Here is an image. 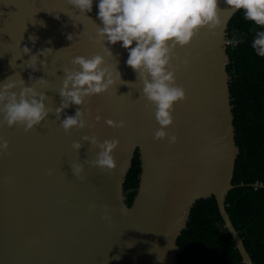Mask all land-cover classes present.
<instances>
[{
    "label": "water",
    "instance_id": "water-1",
    "mask_svg": "<svg viewBox=\"0 0 264 264\" xmlns=\"http://www.w3.org/2000/svg\"><path fill=\"white\" fill-rule=\"evenodd\" d=\"M97 11L94 4L85 15L68 0H0V80L13 74L34 84L43 77L47 86H36L52 109L28 131L22 123L0 124V137L8 141L0 155V264H178V238L192 208L213 196L243 262L254 264L225 204L240 153L227 70V28L239 10L218 0L220 24L201 27L189 43L172 48L167 69L186 99L174 103L172 123L163 126L167 134L159 140L156 104L144 94L140 75L125 64L128 53L119 42L107 45L113 53L107 56L106 40L97 35L103 26ZM24 45L33 52L52 49L39 58L46 63L38 60L35 72L19 66L30 55L23 54ZM97 53L108 65L118 60L121 78L58 116L65 68H79L74 56ZM77 108L86 126L65 132L60 121ZM108 118L125 124L108 126ZM92 137L119 141L114 168L96 165L100 148ZM137 151L139 187L128 206L124 184ZM74 164L81 166L79 174Z\"/></svg>",
    "mask_w": 264,
    "mask_h": 264
},
{
    "label": "clouds",
    "instance_id": "clouds-1",
    "mask_svg": "<svg viewBox=\"0 0 264 264\" xmlns=\"http://www.w3.org/2000/svg\"><path fill=\"white\" fill-rule=\"evenodd\" d=\"M68 3L85 15L91 13L93 5H96L97 19L103 25L97 29V35L106 40L107 56L113 55L112 49L107 45L118 42L127 51L125 64L140 75L144 82V94L156 104V120L162 127L155 131L154 139L165 137L167 133L163 126L172 123L174 103L186 99L185 90L172 83L175 79L174 73L167 69L172 48L176 44L183 46L189 43L199 28H213L220 24L218 0H68ZM225 3L235 10H243L246 20L264 29V0H225ZM67 38L71 39V33ZM30 39L35 41L37 37L31 36ZM229 43L235 47L239 41L230 39ZM252 48L258 56L264 57V30L256 34ZM51 50L45 47L33 52L32 48L24 45L23 54L30 55L19 65L21 70L37 71V61L41 56L46 57ZM39 63L45 64L46 60H39ZM72 63L79 65V68L75 71L65 68L66 75L59 89L62 99L55 108L58 116L73 104H84L85 97L106 92L110 85L121 78L117 67L118 60L116 64L108 65L105 55L100 53L74 56ZM10 64L12 66L11 61ZM12 76L13 74L0 80V113L4 117L0 124L6 122L11 127L22 123L24 130L28 131L44 121L52 110L45 104L46 92L38 90L36 86L46 87L47 81L39 77L34 84H26L23 78L13 79ZM29 79H33L31 74ZM17 87L19 92L15 91ZM95 119L99 121L101 117L96 115ZM105 123L111 127H123L125 121L108 118ZM60 126L65 132L73 127H85L83 111L77 108L74 115L64 116ZM84 139L89 137L85 136ZM176 139L173 135L171 142ZM91 142L100 148L96 165L101 168H114L115 159L112 153L119 141L113 138L98 142L92 137ZM7 147L8 141L0 137V155ZM73 147L79 149L80 142L74 141ZM73 169L77 174L82 170L77 164L73 165ZM48 174H52L51 169ZM120 198L123 199V196Z\"/></svg>",
    "mask_w": 264,
    "mask_h": 264
},
{
    "label": "trees",
    "instance_id": "trees-1",
    "mask_svg": "<svg viewBox=\"0 0 264 264\" xmlns=\"http://www.w3.org/2000/svg\"><path fill=\"white\" fill-rule=\"evenodd\" d=\"M264 29L239 10L227 28L230 90L240 153L226 209L239 230L254 264H264V57L252 41ZM237 40L233 47L229 40ZM141 161L137 151L126 182L125 202L131 206L139 187ZM178 264H245L225 226L216 198H203L191 210L187 227L178 238Z\"/></svg>",
    "mask_w": 264,
    "mask_h": 264
}]
</instances>
